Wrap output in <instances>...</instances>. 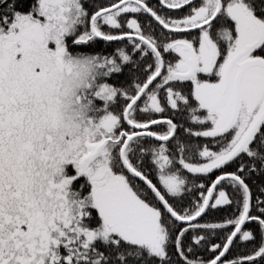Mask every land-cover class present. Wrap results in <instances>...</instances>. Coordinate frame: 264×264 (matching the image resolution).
Here are the masks:
<instances>
[{"label": "snow or ice", "instance_id": "obj_1", "mask_svg": "<svg viewBox=\"0 0 264 264\" xmlns=\"http://www.w3.org/2000/svg\"><path fill=\"white\" fill-rule=\"evenodd\" d=\"M0 264H264V0H0Z\"/></svg>", "mask_w": 264, "mask_h": 264}]
</instances>
